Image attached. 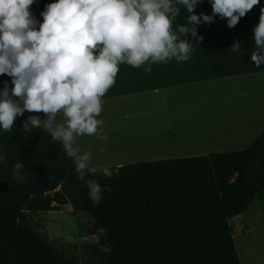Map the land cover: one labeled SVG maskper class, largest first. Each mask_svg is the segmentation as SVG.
Masks as SVG:
<instances>
[{
  "label": "trees",
  "instance_id": "16d2710c",
  "mask_svg": "<svg viewBox=\"0 0 264 264\" xmlns=\"http://www.w3.org/2000/svg\"><path fill=\"white\" fill-rule=\"evenodd\" d=\"M262 6L260 0L255 8L260 12ZM5 80L11 77L0 75V88ZM32 130L64 158L66 179L52 194L25 199L24 186L14 180L0 150V184L9 185L0 190V264H79L32 226L31 214L64 204L90 214L95 228L103 230L92 264H241L230 219L264 190V132L245 149L127 163L110 168L107 178L96 168L86 179L111 191L103 190L93 204L62 143L52 141L42 126ZM0 133L33 168L52 171L53 165L13 132Z\"/></svg>",
  "mask_w": 264,
  "mask_h": 264
},
{
  "label": "clouds",
  "instance_id": "9594fccd",
  "mask_svg": "<svg viewBox=\"0 0 264 264\" xmlns=\"http://www.w3.org/2000/svg\"><path fill=\"white\" fill-rule=\"evenodd\" d=\"M36 0H0V75L6 74L0 88V131L12 128L18 117L25 130L43 127L52 141H60L63 151L73 158L77 178L87 186L93 204L99 203L103 188L95 179H86L91 153L74 147L77 136L103 132L102 98L116 83L119 65L134 68L190 59L192 46L178 39L172 22L183 5L191 28L178 26L181 34L197 37V26L214 22L218 14L234 27L260 0H209L212 14L194 9L201 0H52L45 5L39 21L30 6ZM250 60L255 67L264 64V6L260 8ZM201 39V38H200ZM234 40L230 50H240ZM62 114L63 123L57 121ZM100 139H105L103 135ZM103 147L100 151H103ZM17 167H20L17 165ZM111 176L109 167L100 169Z\"/></svg>",
  "mask_w": 264,
  "mask_h": 264
},
{
  "label": "crops",
  "instance_id": "0c3cea01",
  "mask_svg": "<svg viewBox=\"0 0 264 264\" xmlns=\"http://www.w3.org/2000/svg\"><path fill=\"white\" fill-rule=\"evenodd\" d=\"M48 3L51 1L36 0L30 6L32 13L40 14ZM177 6L180 7V13L172 22V31L177 34L178 39L190 41V59L177 62L173 58L167 62L152 63V71L149 73L143 71L145 65L140 68L126 63L119 65L116 83L102 98V112L98 119H102L103 124L98 126V130L102 127L103 132L98 131L91 136H77L74 140V147L80 153H91L89 165L93 169L245 149L264 132V64L257 68L250 60L254 44L252 28L258 24L260 12L253 6L234 27H228L227 18L221 19L217 14L213 23L204 22L198 25L197 37H192L191 33L178 32L179 25H185L189 29L191 25L187 20L189 13L184 6ZM194 12L211 15L212 6L209 0H201ZM38 16L35 18L40 20L42 17ZM237 38L241 41V47L239 51L233 52L230 48ZM189 95L193 101L192 111L185 113L190 118L174 124L169 119V111L164 113L166 117H157L154 126L159 133L163 132L160 133L163 137L139 132H148L150 126L140 127L137 132L132 129L136 128L134 124L129 125L131 127L113 125L115 123H111L109 118L106 119V116L111 115H123L127 118L131 114L127 100L134 97L158 96L161 99L162 102L158 103H141L143 114H146L145 108L159 104L167 110L171 101L177 103L176 100ZM30 114L44 117L43 113ZM57 121L63 123L62 114L57 115ZM131 130L135 132L128 134ZM100 135L105 139H100ZM110 140L116 142L105 146ZM101 147L103 151H100ZM252 208L256 212L248 213ZM263 209L264 190L243 213L230 219L241 264L247 262L241 256L237 238L240 235L246 236L253 228L256 234L259 233L264 238ZM256 213L260 215L254 217ZM255 220L258 226L250 222ZM253 249L256 248L252 247Z\"/></svg>",
  "mask_w": 264,
  "mask_h": 264
},
{
  "label": "rangeland",
  "instance_id": "374dc122",
  "mask_svg": "<svg viewBox=\"0 0 264 264\" xmlns=\"http://www.w3.org/2000/svg\"><path fill=\"white\" fill-rule=\"evenodd\" d=\"M48 1L52 2V0ZM33 15L35 17H39L38 15L40 14L34 13ZM39 21H42V18ZM190 96L191 95L176 100L177 103H175V101H171L169 103V109L167 110L159 104L158 106L155 105L151 108H145L146 114H143L144 111L141 103H158L162 102L160 101L161 99H159L158 96H152L153 98H141L140 96L134 97L127 100L129 112L131 113L127 118L123 115H111L110 117L106 116V119L109 118L111 123H115L113 125L129 126L134 124L136 125V128L132 129L137 132L141 129L140 127L150 126L147 129L148 132H139L154 133V135L162 136L160 133L163 132L159 133L154 126L157 117H166L164 113H168L169 111V119L174 121V124L177 121L190 118L191 116L186 115L185 113L186 111H192L191 104L193 101L190 99ZM111 103L114 102L111 101ZM110 122H108V124ZM134 130L127 133L131 134L132 132H135ZM114 142H116V140H110V142L105 143V146H108L109 143L113 144ZM159 142L162 141L159 140ZM119 146L121 145L119 144ZM108 149L110 148L108 147ZM50 193L52 194L53 192ZM253 210V208L249 209L248 213ZM258 215L260 214L256 213V216L254 217H257ZM31 219L33 228L42 236L46 237L52 245L63 252L68 258L78 262L79 264H92L94 258L97 257L98 250L96 247L102 246L104 233L103 230L95 228L94 219L90 214L83 211H75L71 204H64L55 210L31 214ZM250 222H254V224L256 223V226H258L257 220ZM251 228L252 227H250V229ZM253 229L251 232H248L246 236L240 235L236 242L241 251V256L247 264H264V238H262L261 234H256ZM252 247L259 250V253L257 254L258 256L253 253L256 249L252 250ZM254 257L258 258L254 260Z\"/></svg>",
  "mask_w": 264,
  "mask_h": 264
},
{
  "label": "water",
  "instance_id": "95a60500",
  "mask_svg": "<svg viewBox=\"0 0 264 264\" xmlns=\"http://www.w3.org/2000/svg\"><path fill=\"white\" fill-rule=\"evenodd\" d=\"M10 131L53 165L52 171L48 173L36 170L22 157L9 140L0 133V150L14 180L24 186L25 199L36 192L50 193L60 189L66 179L67 166L64 158L48 141L37 135L35 131L32 129L25 130L20 118L14 121ZM17 165L20 167H17ZM0 190H9V185L7 183L0 184Z\"/></svg>",
  "mask_w": 264,
  "mask_h": 264
},
{
  "label": "bare ground",
  "instance_id": "6f19581e",
  "mask_svg": "<svg viewBox=\"0 0 264 264\" xmlns=\"http://www.w3.org/2000/svg\"><path fill=\"white\" fill-rule=\"evenodd\" d=\"M253 253L255 254V255H257L258 253H259V251H253ZM258 256V255H257Z\"/></svg>",
  "mask_w": 264,
  "mask_h": 264
}]
</instances>
